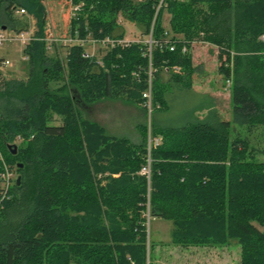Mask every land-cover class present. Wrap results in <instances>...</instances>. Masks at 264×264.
Masks as SVG:
<instances>
[{
	"label": "trees",
	"instance_id": "16d2710c",
	"mask_svg": "<svg viewBox=\"0 0 264 264\" xmlns=\"http://www.w3.org/2000/svg\"><path fill=\"white\" fill-rule=\"evenodd\" d=\"M73 3L81 8L71 34L123 39V17L157 46L151 59L142 43L110 50L101 66L84 48L51 55L34 40L24 49L27 80L0 71V152L21 178L0 208V264H154L148 217L173 223L174 245L236 241L240 264H264V161L248 139L257 130L264 136V0H165L158 13L160 0ZM19 9L27 15L17 17ZM30 18L34 36L46 38L45 0H0V29L29 31ZM196 43L226 58L220 74L231 81V120L212 108L180 127L138 125L134 143L84 117L80 107L105 100L147 112L150 72L153 110L169 109L171 89L193 93ZM149 157L150 180L140 174Z\"/></svg>",
	"mask_w": 264,
	"mask_h": 264
},
{
	"label": "rangeland",
	"instance_id": "374dc122",
	"mask_svg": "<svg viewBox=\"0 0 264 264\" xmlns=\"http://www.w3.org/2000/svg\"><path fill=\"white\" fill-rule=\"evenodd\" d=\"M48 10L47 37H66L70 34L72 15L68 0H45ZM17 17H21L16 15ZM170 15L164 16V25L170 29ZM125 37L132 41H145L144 30L141 26L120 19ZM31 33L37 32L36 22L29 19ZM191 53L197 73L193 79V93L171 89L170 108L164 111L153 110L146 112L144 107L128 104L124 100L102 101L101 103L80 107L85 118L104 126L107 134L118 138H127L134 143L141 141L138 125L159 124L163 127H180L195 118H204L210 109H216L223 119L231 120V86L220 74L226 58H219L220 51L206 43L193 45ZM54 55V53H50ZM64 56V51L62 52ZM24 48L18 44H9L0 49V60L10 61V66H3L2 74L6 79L27 80L30 65L25 59ZM163 80H169L170 75L163 73ZM61 85H53L58 89ZM54 126L62 124V117L55 115ZM243 133V132H242ZM262 130L254 131L249 137L251 147L257 151L256 157L264 161V136ZM22 141L18 140L17 145ZM16 170V169H15ZM16 172V171H15ZM16 178H18V174ZM149 240L153 244L152 258L154 264H240L241 247L236 241L224 247H189L174 245L172 231L174 225L170 221L151 218L147 222Z\"/></svg>",
	"mask_w": 264,
	"mask_h": 264
},
{
	"label": "built area",
	"instance_id": "2783aa9c",
	"mask_svg": "<svg viewBox=\"0 0 264 264\" xmlns=\"http://www.w3.org/2000/svg\"><path fill=\"white\" fill-rule=\"evenodd\" d=\"M70 4V11L72 15V20L76 19L78 12L81 8L80 5H75L73 3V0H68ZM165 5V0H160V3L157 7V13L162 9V7ZM16 15L18 16H26L27 12L23 9H19L16 11ZM264 39V37H263ZM34 40L44 41L46 42L47 51L49 53H58L62 55V52L64 51V54L73 46H78L81 48H84V55L83 57L86 59H92L97 58L98 62L101 66H103V63L101 62V59L106 56V54L110 50H114L117 48L125 49L127 47H130L134 43H142L148 47V53L147 56L149 59L152 58V51L155 46H157V42H155L152 38V36L148 37L145 41H132L128 38L123 39H117V38H105V39H96L93 38L91 34L87 35L86 37H81L80 32L77 30L75 31L74 35L69 34V36L66 37H46L44 39L42 38H36L31 31H25L20 33H15L12 31H8L6 29H0V49L6 47L9 44H18L21 45L24 49ZM171 51L175 50V46H172ZM183 52H187V49L184 48ZM26 61L29 60V58L25 55L24 58ZM10 61H4L0 60V71H2L3 66H10ZM169 71V70H167ZM174 73H180V69L175 67L172 69ZM227 84L231 86V81H227ZM143 98L145 99V107H147L148 111L151 113L153 111V81H152V73L150 72V79L148 83V89L144 92ZM160 109V107H158ZM162 143V139H157L154 142L150 141L149 143V152L152 149V146L157 147ZM0 161L2 162V169L0 171V208L3 207L4 202H7L11 200L12 198V190L14 189V186L18 180L16 178V172L15 168H11L9 165H7L5 158L0 152ZM141 175L147 177L150 180L151 177V158L148 159V164L144 166L140 172ZM150 218L148 217V220Z\"/></svg>",
	"mask_w": 264,
	"mask_h": 264
},
{
	"label": "water",
	"instance_id": "95a60500",
	"mask_svg": "<svg viewBox=\"0 0 264 264\" xmlns=\"http://www.w3.org/2000/svg\"><path fill=\"white\" fill-rule=\"evenodd\" d=\"M9 148H10L11 150H13V153H14V154H17L18 148H17L16 146H10ZM17 182H18V184H20V182H21V178H18Z\"/></svg>",
	"mask_w": 264,
	"mask_h": 264
},
{
	"label": "crops",
	"instance_id": "0c3cea01",
	"mask_svg": "<svg viewBox=\"0 0 264 264\" xmlns=\"http://www.w3.org/2000/svg\"><path fill=\"white\" fill-rule=\"evenodd\" d=\"M206 261H207L206 263L210 264V263L208 262V260H206Z\"/></svg>",
	"mask_w": 264,
	"mask_h": 264
}]
</instances>
